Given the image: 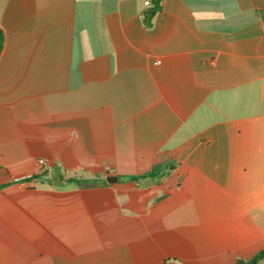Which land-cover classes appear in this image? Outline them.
Instances as JSON below:
<instances>
[{"label": "crops", "instance_id": "crops-1", "mask_svg": "<svg viewBox=\"0 0 264 264\" xmlns=\"http://www.w3.org/2000/svg\"><path fill=\"white\" fill-rule=\"evenodd\" d=\"M0 32V264L264 250V0H0Z\"/></svg>", "mask_w": 264, "mask_h": 264}, {"label": "trees", "instance_id": "trees-1", "mask_svg": "<svg viewBox=\"0 0 264 264\" xmlns=\"http://www.w3.org/2000/svg\"><path fill=\"white\" fill-rule=\"evenodd\" d=\"M163 0H153V3L155 5V7H157L158 9L160 8V3ZM3 35L2 32H0V50L3 47ZM148 176H154L153 172H148L147 174H144L142 176H134L132 177V179L137 180L139 178L142 177H148ZM64 182L69 181V182H76L79 185H84V184H95V183H102L107 185L108 183L105 180H99V179H92V180H76L74 178H70L68 180H63ZM3 186L0 185V189H2ZM264 260V250L258 252L256 255H254L252 258L248 259V260H238L235 264H258L260 261Z\"/></svg>", "mask_w": 264, "mask_h": 264}, {"label": "water", "instance_id": "water-1", "mask_svg": "<svg viewBox=\"0 0 264 264\" xmlns=\"http://www.w3.org/2000/svg\"><path fill=\"white\" fill-rule=\"evenodd\" d=\"M150 18H151V14L148 15L147 18H146V20H145V23H146L147 25L150 24ZM118 180H119V178H118L117 176H109V177L106 178V181H107L108 183H110V184L115 183V182H117Z\"/></svg>", "mask_w": 264, "mask_h": 264}, {"label": "built area", "instance_id": "built-area-1", "mask_svg": "<svg viewBox=\"0 0 264 264\" xmlns=\"http://www.w3.org/2000/svg\"><path fill=\"white\" fill-rule=\"evenodd\" d=\"M40 165H42L44 162H43V160H39V162H38Z\"/></svg>", "mask_w": 264, "mask_h": 264}]
</instances>
